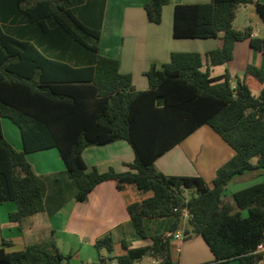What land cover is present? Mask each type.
<instances>
[{
	"label": "trees",
	"instance_id": "16d2710c",
	"mask_svg": "<svg viewBox=\"0 0 264 264\" xmlns=\"http://www.w3.org/2000/svg\"><path fill=\"white\" fill-rule=\"evenodd\" d=\"M25 16L42 29L50 19L59 28L61 61L45 58L31 45L14 41L0 28V119L19 131L22 151L3 138L0 126V204L13 203L8 217L20 223L45 210V186L26 159L30 153L56 148L65 173L75 188L74 200L85 202L102 182L112 181L120 193L135 235L150 245L132 247L121 238V254L109 235L97 239L99 253L93 264H137L149 257L155 264H175L171 236L183 209L189 218L183 240L199 236L213 256L212 264L237 261L257 264L254 254L264 243V71L248 65L232 86L230 76L211 77L210 67L233 58L234 45L248 41L264 56V39L251 29L233 27L238 6L253 4L264 23V4L253 0H210L204 4L176 5L174 39H221L219 48L204 55L173 52L168 63L152 64L145 73L148 89L137 91L129 74H121L118 61L98 52L104 0H59ZM169 0H148L143 9L148 22H161ZM41 4H38V6ZM58 50V49H57ZM206 65L205 70L202 68ZM26 66L29 72L25 73ZM261 89L257 95L254 91ZM202 126H207L233 151L210 185L200 176H168L155 161ZM125 141L134 158L128 171L90 170L84 149ZM260 170L261 181L224 199L235 176ZM190 192L188 198L185 193ZM246 212L244 216L243 213ZM172 219L168 234L148 235L146 222ZM0 264H68L55 242L31 244L22 251L5 252Z\"/></svg>",
	"mask_w": 264,
	"mask_h": 264
},
{
	"label": "crops",
	"instance_id": "0c3cea01",
	"mask_svg": "<svg viewBox=\"0 0 264 264\" xmlns=\"http://www.w3.org/2000/svg\"><path fill=\"white\" fill-rule=\"evenodd\" d=\"M147 1L104 0L98 41L99 54L117 60L119 72L131 76L132 86L137 91L148 89L145 73L150 66L168 63L171 53L195 52L204 55L221 45L220 38L174 39L172 36L173 9L176 5L204 4L210 0H169L162 8L159 24L148 22L143 9ZM253 1L264 4V0ZM46 2L54 7L60 5L59 0H0V28L14 41L33 46L45 58L61 61L62 50L58 47L63 44V37L59 28L50 19H44L41 29L37 26V18L31 22L25 16L28 10L39 12L40 6ZM238 16L247 20L240 27L234 26ZM233 27L239 31L250 28L252 37L264 39V23L257 15L253 4L238 6ZM248 65L264 71V56L251 49L248 41L237 42L234 45L232 60L223 65L210 67V76L218 77L228 73L233 86ZM205 67L206 65L202 70H205ZM28 70L26 66L25 73H28ZM260 89L261 86H258L254 94L257 95ZM0 126L4 140L14 150L22 151V142L16 126L7 118L0 119ZM200 132L218 151L204 148L203 152L198 149L197 154L196 150L195 154L191 152L195 144L193 139ZM188 142H191V145L186 148L185 144ZM129 148L125 141L90 146L84 149L82 158L88 170L95 167L100 173L110 168L118 173L126 172L128 171L126 164L131 163L134 158ZM233 154L231 148L211 129L202 126L158 158L154 164L156 169L165 175L200 176L205 182L211 183L216 170L230 160ZM193 156H197L195 164ZM26 159L44 183L45 210L18 223L10 221L8 217L9 213L15 210V205L0 204V245L3 242L10 243V246L5 247V252L22 251L28 245L44 244L53 240L62 255H71L68 264H93L97 261L98 254L107 255L105 250L98 253L93 246L97 239L104 236L109 235L113 238L115 250L111 256L122 253L119 241L123 237L132 247L150 245L149 239L142 240L135 235L125 203L112 181L100 183L87 195L85 202H77L74 200L75 188L65 173V165L56 148L27 154ZM260 173V170H255L237 177L246 176L245 178L259 183ZM235 177L228 184L234 182ZM171 223L172 219L147 221V233L149 236L168 234ZM185 223L180 220L178 232H182ZM171 259L175 264H212L214 258L201 237L192 236L186 240L182 238L171 241ZM144 260L145 258L137 264H148ZM151 263L156 262L152 260ZM223 264L239 263L230 261Z\"/></svg>",
	"mask_w": 264,
	"mask_h": 264
},
{
	"label": "rangeland",
	"instance_id": "374dc122",
	"mask_svg": "<svg viewBox=\"0 0 264 264\" xmlns=\"http://www.w3.org/2000/svg\"><path fill=\"white\" fill-rule=\"evenodd\" d=\"M246 22H247V20L245 18L242 19L240 16H238L234 26L240 27L241 25L245 24ZM15 129L17 130V128H15ZM200 133L195 137V139H193L195 144H194V148L192 149L191 152L193 154H195L194 150H196V154H197V152H199L198 149H200V151L203 152L204 148H208V150L211 149L214 152L218 151V149L208 139H206V136H204L203 133H201V134ZM189 141H191V140H189ZM190 145H191V142H188L187 144H185L186 148H189ZM197 156L196 157L193 156V158H194L193 159V163L194 164L197 162ZM236 177H235V181L234 182H231L230 184L227 185L226 191L224 193V197H227V198H224L226 200H229L231 194L234 193V192H237L239 190V188H243L245 186H249L251 184L256 183V181H254L253 179L245 178L246 176L243 177V178L242 177H239V178L237 177L236 178ZM206 183L208 185H210V182H206ZM184 195H185L186 198H188L190 196V192H186ZM64 209L66 210V208H64ZM243 215L244 216L246 215L245 211H244ZM149 227H151V226H149ZM70 259H69V261H70ZM151 261H152L151 258L145 257L144 262H148V264H152Z\"/></svg>",
	"mask_w": 264,
	"mask_h": 264
},
{
	"label": "built area",
	"instance_id": "2783aa9c",
	"mask_svg": "<svg viewBox=\"0 0 264 264\" xmlns=\"http://www.w3.org/2000/svg\"><path fill=\"white\" fill-rule=\"evenodd\" d=\"M189 218V213L187 210L183 209L181 211V215H180V220L184 221V223L187 221V219ZM171 241L173 240H178V239H182L183 238V234L182 232H175L172 236H171ZM254 254H260L261 255V259L257 262V264H264V243L260 246H258L257 250L254 252ZM82 264H92V263H82ZM108 264H115L114 262H108Z\"/></svg>",
	"mask_w": 264,
	"mask_h": 264
}]
</instances>
